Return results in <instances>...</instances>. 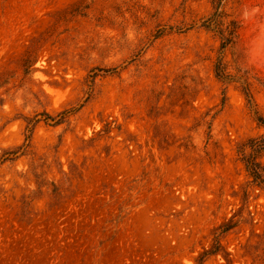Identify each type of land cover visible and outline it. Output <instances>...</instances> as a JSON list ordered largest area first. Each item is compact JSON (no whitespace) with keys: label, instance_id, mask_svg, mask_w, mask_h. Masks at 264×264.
<instances>
[{"label":"rangeland","instance_id":"rangeland-1","mask_svg":"<svg viewBox=\"0 0 264 264\" xmlns=\"http://www.w3.org/2000/svg\"><path fill=\"white\" fill-rule=\"evenodd\" d=\"M244 87L264 0H0V264H264Z\"/></svg>","mask_w":264,"mask_h":264},{"label":"trees","instance_id":"trees-1","mask_svg":"<svg viewBox=\"0 0 264 264\" xmlns=\"http://www.w3.org/2000/svg\"><path fill=\"white\" fill-rule=\"evenodd\" d=\"M219 16L220 15H214L213 17L208 19L206 22H204L202 26L204 27H210L212 25L216 26V28L218 29L217 30L218 35L224 42L227 43L229 41V38L234 35L235 28L232 27L227 32V35H224L223 31L221 30V24L218 20ZM113 71L114 69L113 70L98 69V70H94L93 73L96 74V73L102 72L104 74H108V73H112ZM214 73H215V76L222 82H227L229 80V76L226 75L225 69L221 63H219L218 65H215ZM243 94L248 104V107L250 108L251 112L255 116L256 122L264 128V118L258 116L257 111L255 109L253 96L247 87L243 88ZM65 114L66 113L61 114L59 116L60 119L57 121L51 118L48 114H43L44 116L43 121L44 122L52 121L54 125L59 124ZM33 122H38V120H33ZM27 132H30V128H27ZM29 137L30 135H27L25 140L27 141ZM246 151H248V153ZM238 153L241 156L240 159L248 175L253 179L254 182L257 183L258 186H260L264 190V169L262 168V166L260 165L258 161V159L264 155V133L260 137L251 139L246 144L241 145L238 149ZM12 155L14 156L16 154L15 153L6 154L7 157L12 156ZM3 159L6 160L7 158L2 157L1 160Z\"/></svg>","mask_w":264,"mask_h":264}]
</instances>
